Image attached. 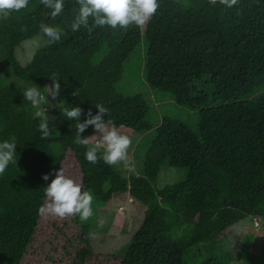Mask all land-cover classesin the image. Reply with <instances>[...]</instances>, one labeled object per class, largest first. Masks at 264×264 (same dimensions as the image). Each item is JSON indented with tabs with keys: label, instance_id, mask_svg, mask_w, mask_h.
Instances as JSON below:
<instances>
[{
	"label": "trees",
	"instance_id": "trees-1",
	"mask_svg": "<svg viewBox=\"0 0 264 264\" xmlns=\"http://www.w3.org/2000/svg\"><path fill=\"white\" fill-rule=\"evenodd\" d=\"M158 4L142 38L136 26L73 33L68 26L78 11L75 0H65L55 19L40 0H29L26 8L0 19V142L15 137L17 144V163L0 175V264H22L28 255L38 235L45 188L68 152L84 191L106 200L127 193L144 211L120 258L88 254L81 233L90 221L70 217L75 235L69 241L63 234L66 244L61 243L67 264H229L224 244L233 225L251 217L264 234V0H238L232 8L213 7L208 0ZM42 22L64 29L65 35L49 43ZM38 35L47 45L21 66L14 50ZM140 39L147 87L195 113L197 124L192 130L184 119H162L143 155L142 176L123 178L102 159L94 165L85 159L92 146L74 142L76 121L66 119L59 107L64 102L95 115V106L103 105L108 109L104 120L117 129L150 130L145 121L149 99L117 90ZM6 71L13 80L3 77ZM52 77L60 92L41 106L47 108L51 132L41 139L40 121L22 92L33 84L44 92ZM92 134L89 126L81 135ZM167 168L180 174L179 181L154 187ZM46 174L48 181L42 178ZM50 251L44 259L54 264ZM239 259V264H264V257L244 247Z\"/></svg>",
	"mask_w": 264,
	"mask_h": 264
},
{
	"label": "rangeland",
	"instance_id": "rangeland-1",
	"mask_svg": "<svg viewBox=\"0 0 264 264\" xmlns=\"http://www.w3.org/2000/svg\"><path fill=\"white\" fill-rule=\"evenodd\" d=\"M146 25L142 28L139 27L141 38ZM142 40L140 39L135 47L131 60L124 64L123 76L117 83V90L125 96L140 94L149 99V110L145 116V121L150 124L151 129L144 133H135L123 128L117 129L121 134L128 135L132 140L128 153V166L125 167L123 163L114 166L123 178L142 176L143 155L162 119H184L192 130H195L197 124L195 113L181 110L167 96L153 93L147 87L143 76L142 51L144 47ZM47 43V40L42 36H34L20 43L14 50V57L23 66L30 60L36 49L47 45ZM3 77L9 81L14 78L10 71H6ZM261 92H258L256 96ZM95 143L96 140L94 139L91 146H95ZM100 152L103 153V150ZM61 168H63L66 176L80 183L79 169L72 158L71 152L66 153ZM179 177L180 174L176 170L163 169L158 173L154 187L160 188L174 184L179 181ZM82 191H84L83 188ZM92 210L93 215L89 218L90 227L82 229L81 233L88 254L120 258L127 249L131 236L141 223L144 207L130 199L127 193H124L108 200L102 197H93ZM41 215L37 238L22 264H52L44 259L46 250H51L50 255L53 257L54 264L60 259H62L61 264H67V258L61 249V243L66 244L63 234L67 235L69 241L75 235L76 231L70 224V217L60 219L48 216L46 213ZM62 222H65V226L61 224ZM51 223H54L55 226ZM57 229L62 232H58ZM68 240L67 243L70 245ZM54 244H57L56 251H54ZM243 247L259 258L264 257V234L260 224L251 217L242 220L229 229L224 244V249L229 254V264H239V253ZM81 252L83 251L80 250L77 253Z\"/></svg>",
	"mask_w": 264,
	"mask_h": 264
},
{
	"label": "clouds",
	"instance_id": "clouds-1",
	"mask_svg": "<svg viewBox=\"0 0 264 264\" xmlns=\"http://www.w3.org/2000/svg\"><path fill=\"white\" fill-rule=\"evenodd\" d=\"M41 4L49 9L47 13L52 19L60 16L64 11L65 0H40ZM209 5L215 7L217 4L232 8L238 4V0H208ZM78 11L68 26L75 33L81 28L91 33L97 27L105 26L111 29L128 30L131 26L144 27L159 8L158 0H75ZM29 0H0V19H8L13 12H19L26 8ZM40 30L48 38L49 43L59 42L64 29L40 24ZM51 86H45L44 92L36 85L26 87L23 98L35 111L32 113L34 119L40 121L38 131L41 139H48L51 135L49 129V116L46 114L48 104L47 97L50 95L53 100L59 95L60 83L54 77ZM63 102L59 107L62 115L68 120H75L76 135L74 142L81 146H88L96 140L95 146L85 152V159L90 164H96L100 159L109 166H116L121 163L128 166V153L132 140L128 135L121 134L111 120H104L108 116V109L103 105H96L97 113L93 115L89 110L86 114L80 107H64ZM82 115L86 118L80 122ZM92 126L94 135L83 137L81 134ZM16 142L15 137L11 140L0 142V175L5 173L9 164H16ZM103 150L102 155L98 152ZM49 180V175L42 177ZM45 205L40 209L48 216L60 219L78 216L81 222H86L93 215V195L88 191H82V184L64 174L63 168L54 173V178L45 188Z\"/></svg>",
	"mask_w": 264,
	"mask_h": 264
}]
</instances>
